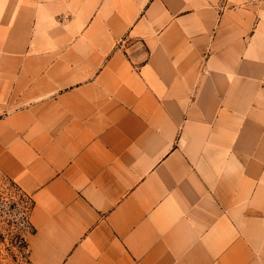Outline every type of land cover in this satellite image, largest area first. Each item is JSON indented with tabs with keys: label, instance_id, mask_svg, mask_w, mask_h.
<instances>
[{
	"label": "crops",
	"instance_id": "1",
	"mask_svg": "<svg viewBox=\"0 0 264 264\" xmlns=\"http://www.w3.org/2000/svg\"><path fill=\"white\" fill-rule=\"evenodd\" d=\"M0 170L33 264H264V0H0Z\"/></svg>",
	"mask_w": 264,
	"mask_h": 264
},
{
	"label": "rangeland",
	"instance_id": "2",
	"mask_svg": "<svg viewBox=\"0 0 264 264\" xmlns=\"http://www.w3.org/2000/svg\"><path fill=\"white\" fill-rule=\"evenodd\" d=\"M30 198L0 170V264H33L27 243Z\"/></svg>",
	"mask_w": 264,
	"mask_h": 264
}]
</instances>
